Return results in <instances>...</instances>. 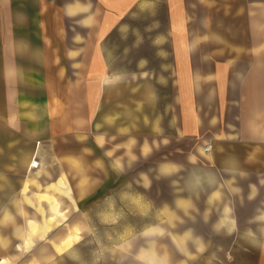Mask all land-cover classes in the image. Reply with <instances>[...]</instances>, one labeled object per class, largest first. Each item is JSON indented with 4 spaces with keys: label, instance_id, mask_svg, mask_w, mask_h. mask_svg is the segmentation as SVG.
I'll use <instances>...</instances> for the list:
<instances>
[{
    "label": "crops",
    "instance_id": "obj_1",
    "mask_svg": "<svg viewBox=\"0 0 264 264\" xmlns=\"http://www.w3.org/2000/svg\"><path fill=\"white\" fill-rule=\"evenodd\" d=\"M164 1L171 50L153 48L148 61L143 42L129 52L128 32L116 33L112 18L104 33L93 28L81 45H69L64 22L75 16L80 23L78 0H0V178L9 183L0 214L11 223L12 214L26 212L11 199L31 177L58 185L72 175L62 145L73 136L100 159L87 161V189L69 209L52 199L35 211L57 218L50 230H89L91 208L82 202L106 183L92 174L96 167L122 171L151 158L159 176L179 186L163 206L151 202L156 220L125 226L131 236L112 243L120 262L264 264V0ZM145 3L104 0L119 18L142 14ZM221 33H231L230 42ZM69 232L55 240L51 260L81 242Z\"/></svg>",
    "mask_w": 264,
    "mask_h": 264
},
{
    "label": "rangeland",
    "instance_id": "obj_2",
    "mask_svg": "<svg viewBox=\"0 0 264 264\" xmlns=\"http://www.w3.org/2000/svg\"><path fill=\"white\" fill-rule=\"evenodd\" d=\"M53 1L58 4H70L73 0ZM78 1L80 3V23L75 21V16L74 18L67 17L64 22L69 45L75 47L79 42L81 45L83 42L82 36L85 33H92L93 28L96 33H104L105 19L107 21L112 18L117 21L116 33H119V28L121 32L127 30L129 52L134 51L135 48L133 47L137 43L143 42L145 60L151 61V57H154L152 54L153 48L164 45L169 50L170 44L167 36L173 35V33H165L168 22L164 0H145L142 14L138 10V16H136L137 11L133 9L120 18L113 9L104 5V0ZM224 1L228 0H219L221 4ZM181 6L173 7L171 16H175L174 14L179 12ZM92 13L96 15V19ZM137 17H139L138 20H136ZM93 18L95 19L94 23L92 22ZM224 24L229 31L231 22ZM212 26V28H215V23ZM110 33V35H114V32ZM221 34L226 35L227 40L230 42L231 33ZM72 39H76L77 42H72ZM202 45L214 47L215 43L207 41ZM161 61L162 59H154L156 63ZM62 148L67 163L65 171L73 170L72 175L68 177L64 173L63 180L60 179L58 185L51 181H43L45 179L42 177H31L20 196L11 199V205H21L26 212L12 214L11 223L7 214H0V264H125L120 262V247L113 246L112 243L119 241L121 237L131 236L130 234L133 231L125 229L126 225H135L136 223L139 225L140 223L156 220L157 215L149 213L148 207H150L151 202L162 206L166 204L173 199L175 186L178 188L179 183L175 185L173 179L167 176H159V168L155 165V160L151 158L137 165H131L122 171L116 166L108 165V163L105 166L102 164L100 167H96L97 170L101 171H92V174L101 177V179L105 178L106 183L96 191L95 197L85 199L82 202L83 206L91 208V212L86 215V228L89 230L84 235H78V230L75 228L72 232H77L78 239L81 242L65 252L60 258L51 260L56 254L55 240L69 231L62 229L61 226L57 231L50 230L55 225L54 223H57V218L48 220V217L45 218V214H38L35 211H42L45 205L50 207V200L52 199H55L58 205L63 204L69 209V206L75 201V195L81 194L87 189V161L89 158L90 160L100 159L97 153L87 156L88 143L73 136L64 138ZM82 152L84 153L83 156ZM157 153L154 159H161V152L160 154ZM72 155H81L83 159H73ZM55 170L56 167H53L54 174ZM81 174H84V176ZM49 178L53 180L54 176ZM8 185L6 178H0V210L7 205L9 200L7 197L9 194ZM12 185L14 186L16 183L11 180ZM11 194H13L12 190ZM105 197L109 198L105 200ZM110 206L117 213H104V208ZM119 211L124 212L120 213ZM59 217L65 219L67 214L63 213ZM31 221L36 224L34 229L30 228ZM9 225H11V229ZM72 232L68 234L70 235ZM135 248L129 247V250H135ZM142 248L144 247H140V250ZM159 248L162 253L166 254V246H160ZM126 264H136V262L129 260ZM159 264L169 263L162 260ZM176 264L185 263L176 262ZM204 264L216 263L205 262Z\"/></svg>",
    "mask_w": 264,
    "mask_h": 264
},
{
    "label": "built area",
    "instance_id": "obj_3",
    "mask_svg": "<svg viewBox=\"0 0 264 264\" xmlns=\"http://www.w3.org/2000/svg\"><path fill=\"white\" fill-rule=\"evenodd\" d=\"M210 147H211V145H207V146L205 147V149L208 150ZM38 163H39V161H38L37 159H36V160L33 159V160L31 161V166H32V167H37Z\"/></svg>",
    "mask_w": 264,
    "mask_h": 264
}]
</instances>
